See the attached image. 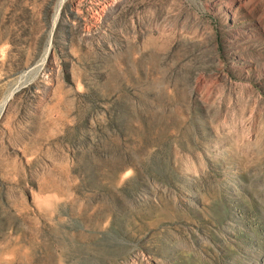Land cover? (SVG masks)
<instances>
[{"label":"rangeland","instance_id":"rangeland-1","mask_svg":"<svg viewBox=\"0 0 264 264\" xmlns=\"http://www.w3.org/2000/svg\"><path fill=\"white\" fill-rule=\"evenodd\" d=\"M230 3L0 0V264H264V0Z\"/></svg>","mask_w":264,"mask_h":264},{"label":"bare ground","instance_id":"bare-ground-1","mask_svg":"<svg viewBox=\"0 0 264 264\" xmlns=\"http://www.w3.org/2000/svg\"><path fill=\"white\" fill-rule=\"evenodd\" d=\"M228 1H230L233 5H235L236 3L240 2V0H228ZM222 5L226 8L227 12L229 13V11H228L229 7L227 6L226 2H223Z\"/></svg>","mask_w":264,"mask_h":264}]
</instances>
